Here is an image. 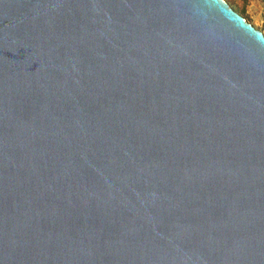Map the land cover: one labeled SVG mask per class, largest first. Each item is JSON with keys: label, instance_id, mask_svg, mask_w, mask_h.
I'll list each match as a JSON object with an SVG mask.
<instances>
[{"label": "water", "instance_id": "95a60500", "mask_svg": "<svg viewBox=\"0 0 264 264\" xmlns=\"http://www.w3.org/2000/svg\"><path fill=\"white\" fill-rule=\"evenodd\" d=\"M0 264H264V33L225 0H0Z\"/></svg>", "mask_w": 264, "mask_h": 264}, {"label": "rangeland", "instance_id": "374dc122", "mask_svg": "<svg viewBox=\"0 0 264 264\" xmlns=\"http://www.w3.org/2000/svg\"><path fill=\"white\" fill-rule=\"evenodd\" d=\"M230 6L243 15L247 21L249 18H255L262 10H264V3L262 0H225Z\"/></svg>", "mask_w": 264, "mask_h": 264}, {"label": "clouds", "instance_id": "9594fccd", "mask_svg": "<svg viewBox=\"0 0 264 264\" xmlns=\"http://www.w3.org/2000/svg\"><path fill=\"white\" fill-rule=\"evenodd\" d=\"M262 3H264V0H262ZM248 22L253 25L256 31L264 33V10L255 18H249Z\"/></svg>", "mask_w": 264, "mask_h": 264}]
</instances>
